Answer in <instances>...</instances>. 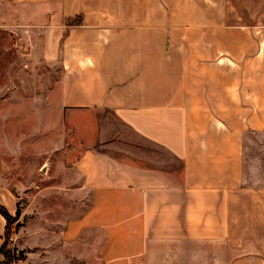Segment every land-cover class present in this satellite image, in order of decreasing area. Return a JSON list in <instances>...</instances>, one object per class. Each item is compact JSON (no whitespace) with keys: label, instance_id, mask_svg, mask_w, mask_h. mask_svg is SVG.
Returning a JSON list of instances; mask_svg holds the SVG:
<instances>
[{"label":"crops","instance_id":"obj_1","mask_svg":"<svg viewBox=\"0 0 264 264\" xmlns=\"http://www.w3.org/2000/svg\"><path fill=\"white\" fill-rule=\"evenodd\" d=\"M0 29L62 112L112 116L60 264H264V0H0Z\"/></svg>","mask_w":264,"mask_h":264},{"label":"rangeland","instance_id":"obj_2","mask_svg":"<svg viewBox=\"0 0 264 264\" xmlns=\"http://www.w3.org/2000/svg\"><path fill=\"white\" fill-rule=\"evenodd\" d=\"M2 30L0 208L8 210L13 221L8 223L0 214V247L10 224L13 234L7 249L24 257L14 264H60L59 232L86 204V197L80 196L70 181L73 163L88 147L100 148L118 159L122 156L95 143L104 121L112 116L94 112L73 120L62 112L54 103L59 71L33 58L19 38ZM105 141L123 143L117 134ZM76 264L86 262L78 260Z\"/></svg>","mask_w":264,"mask_h":264},{"label":"trees","instance_id":"obj_3","mask_svg":"<svg viewBox=\"0 0 264 264\" xmlns=\"http://www.w3.org/2000/svg\"><path fill=\"white\" fill-rule=\"evenodd\" d=\"M0 214L8 223L13 221L12 216L5 208H0ZM12 234L13 232L10 229V224H7L5 229V241L4 244L0 247V256L3 257V259L0 260V264H14L19 261H24V257H18L15 252L12 253L11 250L7 249Z\"/></svg>","mask_w":264,"mask_h":264}]
</instances>
